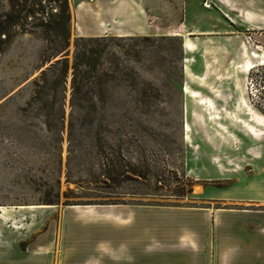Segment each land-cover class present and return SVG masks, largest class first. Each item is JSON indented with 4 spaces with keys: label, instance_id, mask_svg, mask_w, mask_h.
<instances>
[{
    "label": "rangeland",
    "instance_id": "374dc122",
    "mask_svg": "<svg viewBox=\"0 0 264 264\" xmlns=\"http://www.w3.org/2000/svg\"><path fill=\"white\" fill-rule=\"evenodd\" d=\"M125 1L131 6L119 8ZM68 2L63 49L62 39L41 25L58 14L59 0H0V31L12 34L10 41L0 36V245H13L14 264H27L21 251L29 264L39 257L42 264H68L60 223L72 206L213 205L220 196L264 191V59L254 56L259 44L251 35L225 34L222 23L215 40L195 38L202 49L190 54L182 37L162 31L179 23L167 15L168 7H181L178 0ZM137 2L143 25L154 32L108 35L102 42L100 71L109 74L103 97L88 85L84 99L73 101L79 38L103 37L108 19L118 28ZM220 21L202 12L199 24L219 27ZM192 55L204 77L193 89L200 97L218 96L208 99L211 111L184 93ZM63 58L67 77L56 82L49 70ZM103 151L120 154L122 165L135 163L147 177L114 184L105 178Z\"/></svg>",
    "mask_w": 264,
    "mask_h": 264
},
{
    "label": "crops",
    "instance_id": "0c3cea01",
    "mask_svg": "<svg viewBox=\"0 0 264 264\" xmlns=\"http://www.w3.org/2000/svg\"><path fill=\"white\" fill-rule=\"evenodd\" d=\"M179 1L181 7L167 10L169 19L179 18V23L169 22L162 26V31L182 37L185 53L194 54L202 49L194 39L204 34L215 40L225 23V34L251 35L259 44L256 47L259 55L254 56L262 58L259 47H264V0ZM126 2L123 6L119 3V8L125 7ZM142 12L144 8L137 2L133 15L119 21L118 28L112 26L110 19L102 22L100 34L127 37L154 32L143 25ZM202 12L208 13L212 21L226 22L220 21L219 27L210 22L203 28L199 24ZM187 60L184 93L201 98L211 111L214 104L208 99L218 96H199L193 89V85L201 86L199 80L204 78L194 69L199 60L193 55ZM222 192L225 196L232 194ZM251 195L220 196L213 205L198 206L126 203L72 206L60 223L61 253L70 259L68 264H264V191ZM2 225L9 227L8 219H3ZM21 252V260L29 264L27 251ZM14 257L13 245L8 241L0 245V264H14ZM42 260L37 258L36 264H42Z\"/></svg>",
    "mask_w": 264,
    "mask_h": 264
},
{
    "label": "trees",
    "instance_id": "16d2710c",
    "mask_svg": "<svg viewBox=\"0 0 264 264\" xmlns=\"http://www.w3.org/2000/svg\"><path fill=\"white\" fill-rule=\"evenodd\" d=\"M59 10L57 15H49L47 20L42 22V27L45 31L54 33L58 38L62 39L64 43L63 49L67 47L69 39V2L68 0H59ZM5 34L4 41H10L12 34L8 30H1L0 36ZM109 36L103 37H90L79 38V41L75 46L74 63L72 65V100L84 99L85 95L89 91H85L88 85H92V89H95L97 96L103 97L102 84L105 82L104 77L108 76L106 73L100 71L101 59L105 53V48L102 46V42H105ZM123 39L125 37H118ZM53 65L51 71L52 75L56 78V82L67 77L69 65L66 58L57 60ZM60 67V68H59ZM43 75H47L46 71H43ZM89 82V84H88ZM102 168L104 169L105 178L117 184L122 179H145L146 174L139 169V167L133 163H126L122 165L120 160L121 155L115 156L108 152H101ZM116 204V203H114ZM123 204V203H117Z\"/></svg>",
    "mask_w": 264,
    "mask_h": 264
},
{
    "label": "bare ground",
    "instance_id": "6f19581e",
    "mask_svg": "<svg viewBox=\"0 0 264 264\" xmlns=\"http://www.w3.org/2000/svg\"><path fill=\"white\" fill-rule=\"evenodd\" d=\"M260 49H261V53H262V58L264 59V49L262 48V47H259ZM186 92H188V90H186ZM187 132H188V130H187ZM74 207V206H73ZM75 208V207H74ZM76 208H80V207H77L76 206ZM17 228H18V226H17Z\"/></svg>",
    "mask_w": 264,
    "mask_h": 264
}]
</instances>
